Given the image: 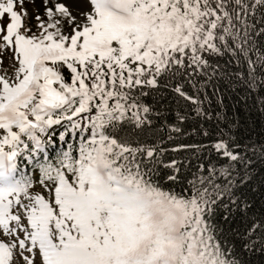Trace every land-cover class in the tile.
Listing matches in <instances>:
<instances>
[{"label":"snow or ice","instance_id":"snow-or-ice-1","mask_svg":"<svg viewBox=\"0 0 264 264\" xmlns=\"http://www.w3.org/2000/svg\"><path fill=\"white\" fill-rule=\"evenodd\" d=\"M73 2L85 7L73 14L66 3L44 0L47 19L37 14L33 31L26 0H0V228L13 236L0 240V264L17 253L25 264H35L33 253L41 264H238L222 236L233 211L251 207L237 195L250 159L219 140L212 145L219 166L199 165L188 195H176L151 178L149 165L162 163V153L121 130L148 122L150 109L133 89L163 84L199 105L183 81L215 71L213 57L243 58L249 83L258 71L264 76V49L254 39L264 35L254 20L264 0ZM58 142L66 150L50 156ZM25 153L47 195L33 192L20 170ZM164 167L176 181L177 161ZM258 228L252 222L248 232Z\"/></svg>","mask_w":264,"mask_h":264},{"label":"trees","instance_id":"trees-1","mask_svg":"<svg viewBox=\"0 0 264 264\" xmlns=\"http://www.w3.org/2000/svg\"><path fill=\"white\" fill-rule=\"evenodd\" d=\"M254 20L257 28L264 27V15L259 8ZM254 39L264 49V35ZM212 61L214 66L218 65L215 71L209 69L205 75H193L191 82L187 77L183 81L184 90L196 96L201 101L199 105L180 99L171 87L163 84L158 89L131 90L139 105L149 107L148 122L140 129L126 125L121 135L154 146L162 153L159 156L162 163L149 165L155 169L151 178L163 191L176 195H188V182L200 175L199 165L219 166L222 157L212 149L217 141H228L246 155L251 161L250 178L237 195L251 207L243 213L233 211L230 223L224 226L222 240L238 264H264V228H258L255 234L248 232L252 222L264 225V76L258 71L256 82L249 83V69L243 58L237 61L227 53L213 57ZM197 107L201 114H197ZM141 115L144 114L141 112ZM178 116L185 119L181 121ZM177 128L179 131L173 130ZM173 160L180 169L176 181L166 178L172 169L164 167ZM20 170L28 176L27 168L20 167ZM222 212L223 209L217 212L218 223H222ZM245 243L249 247L245 248Z\"/></svg>","mask_w":264,"mask_h":264},{"label":"rangeland","instance_id":"rangeland-1","mask_svg":"<svg viewBox=\"0 0 264 264\" xmlns=\"http://www.w3.org/2000/svg\"><path fill=\"white\" fill-rule=\"evenodd\" d=\"M57 2L66 3L69 6L70 11L73 12V14L76 13L78 8L85 7L84 5H79L77 3H74L73 0H57ZM25 7L27 8V11L29 13V20H28L29 25L33 28V31H36L35 16L39 14L42 18L47 19V17L45 16L44 0H26ZM63 31L65 34H68V35L71 34V29L68 28L67 26L64 27ZM9 55L10 54L6 53L4 56L3 67L5 68H8L11 63L10 59L8 58ZM9 72H11V69H9ZM64 73L66 76H68L67 69L64 70ZM38 170L39 169H37V171ZM39 179H40V173L36 175V172H35L32 191L37 192L36 190H38L40 192H45V194H47L45 189H43L41 185L39 184ZM14 213H15V210H14ZM22 220L26 223L27 216L24 215L22 217ZM15 225H16V222H11L10 227H15ZM0 233H3L2 228H0ZM22 235L23 234L20 233V237H22ZM0 240H3L4 242H11L13 240V236L8 235L7 233H3V235H0ZM24 254L27 255L28 253L25 252ZM33 255L35 256V264H41V258L39 254L33 253ZM12 264H25V261L22 260L17 253L14 257Z\"/></svg>","mask_w":264,"mask_h":264}]
</instances>
